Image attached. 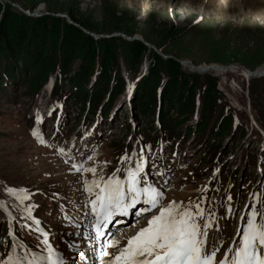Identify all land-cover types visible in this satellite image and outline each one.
Returning a JSON list of instances; mask_svg holds the SVG:
<instances>
[{"label": "rangeland", "instance_id": "rangeland-1", "mask_svg": "<svg viewBox=\"0 0 264 264\" xmlns=\"http://www.w3.org/2000/svg\"><path fill=\"white\" fill-rule=\"evenodd\" d=\"M0 2V20L5 8L12 7L29 19H38L35 29L44 26L46 32L50 28L57 49L61 42L66 49L88 46L96 51L97 61L113 60L109 70L117 77L109 83V92H114L119 81L113 66L122 71L126 83L123 92L117 88L107 117L99 111L82 113L74 101H57L47 87L31 97L16 85V90L9 88L0 96V264H8L9 258L27 264L33 259L29 246L46 257L50 247L67 264H97L102 255L94 261L84 257V240L77 237L93 217L89 200L99 190L93 181L110 176L123 179L133 155L148 182H160L168 192L169 202L179 203L180 210L195 212L197 204L203 209L197 219L201 225L213 222H209L206 244L219 249L217 258L230 243L238 244L249 212L255 210L258 222L264 216V74L254 77L241 70L220 73L207 68L238 66L264 72V0ZM65 56L72 74L78 67L96 65L90 57H73L70 51ZM151 59H155L156 72L172 81L174 94L192 95L190 91L199 87L210 94L212 105L225 103L224 114L233 110L235 130L219 138L224 143L221 150L207 148L212 140L208 134L201 141L195 133L184 134L187 126L196 128L199 112H193L176 132H165L157 123L151 130L148 124L143 126L132 97ZM95 74L91 80H96ZM92 168L94 173L86 170ZM86 186L93 190L85 191ZM6 188L18 192L9 194ZM147 217L137 222L133 214L124 216L123 231L108 230L103 235H108L105 241L113 238L105 242V253L114 256L147 224ZM15 229L29 246L20 245ZM89 237L94 238V233ZM89 243L92 248L97 242Z\"/></svg>", "mask_w": 264, "mask_h": 264}, {"label": "trees", "instance_id": "trees-1", "mask_svg": "<svg viewBox=\"0 0 264 264\" xmlns=\"http://www.w3.org/2000/svg\"><path fill=\"white\" fill-rule=\"evenodd\" d=\"M2 8L0 2V12ZM5 11L0 20V96L4 95L9 88L16 90L17 85L21 86L22 93L35 97L41 92L50 75L55 74L53 96L58 97L57 101L59 99L74 101L79 111L95 115L103 100L106 99L101 113L107 117L111 106H114L116 102L117 88L121 87L123 92L126 85L122 71L120 72L115 65L113 71L118 72L119 81L115 82L114 92L113 90L109 92V83L112 80L116 81L113 77H117V74L109 70L110 64H114L113 60L97 61L96 51L88 46L66 49V47L63 48L65 43L61 42V47L57 49L54 37L50 36V28L46 29V32L44 26L35 29L34 25L37 24L38 19H29L12 7L5 8ZM43 31L45 35L42 34ZM78 33L81 31L79 30ZM66 51L72 52L73 57H90L95 60L96 65L78 67L72 74L68 65L69 59L65 56ZM42 53L47 54L43 60L40 58ZM63 56H65L64 59H62ZM154 63L155 59H151V66L147 72L139 76L141 81L135 83L136 91L132 97L134 106H137L139 113L142 114L143 126L148 124L151 130L154 122L157 121L165 132H176L183 128L193 112H199L200 117L196 128L187 126L185 135L190 136L195 133L201 141L208 134L212 140L207 143V148L221 150L224 143H220L219 138L229 137L230 132L235 130L232 129L233 110L228 109L224 114L225 103L218 102L212 105L210 94L199 87L190 91L192 95L174 94L173 91L171 92L172 81L165 79L163 73L156 72ZM94 66L95 69H93ZM96 66H99L98 71ZM95 72L96 80H91L90 77ZM153 75H155L154 78ZM92 81L93 84L89 87ZM187 106L191 109L186 108ZM217 109L218 113H215ZM224 125H228L226 129Z\"/></svg>", "mask_w": 264, "mask_h": 264}, {"label": "snow or ice", "instance_id": "snow-or-ice-1", "mask_svg": "<svg viewBox=\"0 0 264 264\" xmlns=\"http://www.w3.org/2000/svg\"><path fill=\"white\" fill-rule=\"evenodd\" d=\"M36 134L33 130V135ZM73 167L76 168V165ZM86 170L96 171L94 168ZM93 185L99 190L89 204L98 234L102 224L106 227V222L113 217L127 215L129 209L135 210L139 218H145L143 213L149 214L147 224L128 238L109 264H264V216L258 222L255 210L247 214L238 244L230 245L217 258L219 249L213 247L209 250L206 247L207 230L212 227L211 223L205 221L201 225L197 219L202 217L203 209L197 204L195 212L190 208L180 210V204L175 201L163 204V191L148 182L140 163L135 168L126 169L123 179L110 176L106 180H94ZM5 191L9 194L18 192L11 188ZM85 191H91V188L86 186ZM138 204L143 206L137 207ZM46 250L49 254L42 258L46 264H63L60 254L50 247ZM8 264L21 262L9 258ZM27 264H39V259H30Z\"/></svg>", "mask_w": 264, "mask_h": 264}, {"label": "bare ground", "instance_id": "bare-ground-1", "mask_svg": "<svg viewBox=\"0 0 264 264\" xmlns=\"http://www.w3.org/2000/svg\"><path fill=\"white\" fill-rule=\"evenodd\" d=\"M41 10V9H40ZM139 40H143V39H141V38H139ZM187 65H192V64H190L189 62H187ZM192 67V66H191ZM209 68H213V69H216V70H218V71H223V70H226L227 69V67H225L224 68V66H220V65H209L208 66ZM238 66H235L234 68H232L231 70H241V68L240 69H238L237 68ZM193 68V67H192ZM203 67H199L198 69H202ZM193 69H196V67L195 68H193ZM243 69V68H242ZM242 71V70H241ZM251 72V71H250ZM251 73H253V72H251ZM259 73H262V72H260L259 71ZM46 90H48V89H46ZM131 161H132V166H131V168H134V162H135V159H134V157H132V159H131ZM87 242L86 241H83V242H81V249H84L85 251H88V250H90V248H91V246H93L92 244L93 243H89V244H86ZM103 243H104V241H103ZM105 245L107 246V244L105 243ZM105 246V247H106ZM31 252H32V256H33V258H38L39 259V264H46V261L44 260V259H42L43 257H46L44 254H41L40 252H37V251H32L31 250ZM99 256H96V257H94L93 255H90L89 257H88V259L89 260H95L96 258H98ZM105 264H109V262H107V263H105Z\"/></svg>", "mask_w": 264, "mask_h": 264}, {"label": "water", "instance_id": "water-1", "mask_svg": "<svg viewBox=\"0 0 264 264\" xmlns=\"http://www.w3.org/2000/svg\"><path fill=\"white\" fill-rule=\"evenodd\" d=\"M235 66H231V67H227V69L226 70H223V71H221V72H227V71H229V70H231L232 68H234ZM193 68H195V67H193ZM207 68H209V67H207ZM238 69H240L239 67H237ZM211 69H213V68H211ZM200 70H202V69H200ZM216 70V69H215ZM241 70L243 71V72H245L247 75H249V76H254V77H256V76H261V75H263L264 74V72H262V74H257V73H251V72H249V71H247L246 69H242L241 68Z\"/></svg>", "mask_w": 264, "mask_h": 264}]
</instances>
